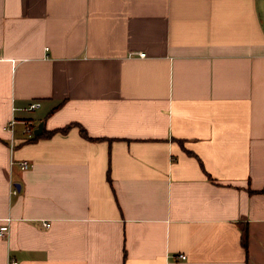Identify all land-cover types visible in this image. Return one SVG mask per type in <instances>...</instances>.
Here are the masks:
<instances>
[{"label": "crops", "instance_id": "0c3cea01", "mask_svg": "<svg viewBox=\"0 0 264 264\" xmlns=\"http://www.w3.org/2000/svg\"><path fill=\"white\" fill-rule=\"evenodd\" d=\"M263 188L264 0H0V264H264Z\"/></svg>", "mask_w": 264, "mask_h": 264}, {"label": "built area", "instance_id": "2783aa9c", "mask_svg": "<svg viewBox=\"0 0 264 264\" xmlns=\"http://www.w3.org/2000/svg\"><path fill=\"white\" fill-rule=\"evenodd\" d=\"M135 54H137L139 57H144V53H142V52H137ZM36 106H38V103H32V104H30L29 109H33ZM27 131H29V129ZM19 165L22 169H26L30 166L29 162H27V161H21V162H19ZM13 192L15 193L16 190L14 189ZM43 225L45 227H48L49 223L44 222ZM6 232H7V227H5V226L0 227V237L5 236ZM179 257L185 258V256H183V255H180ZM7 264H18V261L14 258H9Z\"/></svg>", "mask_w": 264, "mask_h": 264}, {"label": "water", "instance_id": "95a60500", "mask_svg": "<svg viewBox=\"0 0 264 264\" xmlns=\"http://www.w3.org/2000/svg\"><path fill=\"white\" fill-rule=\"evenodd\" d=\"M42 127V124H39L37 126V130H35L34 134H37L40 131V128Z\"/></svg>", "mask_w": 264, "mask_h": 264}, {"label": "trees", "instance_id": "16d2710c", "mask_svg": "<svg viewBox=\"0 0 264 264\" xmlns=\"http://www.w3.org/2000/svg\"><path fill=\"white\" fill-rule=\"evenodd\" d=\"M67 128H62L60 131H65ZM261 192H264V188L261 190Z\"/></svg>", "mask_w": 264, "mask_h": 264}]
</instances>
